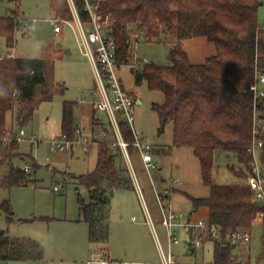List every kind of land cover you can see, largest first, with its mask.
<instances>
[{"label": "trees", "instance_id": "16d2710c", "mask_svg": "<svg viewBox=\"0 0 264 264\" xmlns=\"http://www.w3.org/2000/svg\"><path fill=\"white\" fill-rule=\"evenodd\" d=\"M75 1L81 18L87 21L89 14L84 0ZM262 3L263 0H102L100 11L109 19V32L116 41L121 63L135 62L132 36L136 32L141 33L139 41L167 40L172 44L168 55L170 64L147 62L132 67L136 83L146 82L149 89L164 94V101L152 106L158 113L161 129L173 122L174 144L194 147L203 183L210 188L208 196L188 194L194 207L207 208L209 219L224 232L253 231L259 225L262 230L259 262L264 263V202L255 200L254 191L245 182L253 162L249 152L254 112L251 85L258 71H264V27L259 19ZM50 8L53 19H74L68 0H51ZM25 25L19 19V10L14 15L0 17V35L6 38L8 49L15 47L17 30L31 33L25 30ZM196 37H206L216 45V52L203 63H192L183 45L186 39ZM57 51L50 44L45 55L39 58L12 56L10 52L1 58L0 166L7 165L9 171L0 184L5 187L36 182L33 173L38 164L35 161L29 164L30 171L14 164V158L22 156L18 152L21 138L8 125V115L11 113L22 128L33 119L42 101L65 93L66 85L55 78ZM77 106L76 101H63L60 135L68 140L77 136ZM121 128L124 139L132 143L133 133L123 120ZM128 150L132 161L139 156L133 145ZM123 154L119 144L111 146L100 141L95 170L77 176L88 189L87 197L78 193L79 220L88 223L89 239L93 243H107L109 239L113 191L135 188L130 170L118 162ZM220 160L227 162L236 182L215 180L214 172ZM1 208L10 211L9 200ZM216 251L217 263L228 260L229 245L218 242ZM44 255L41 242L0 230L1 260H37Z\"/></svg>", "mask_w": 264, "mask_h": 264}, {"label": "rangeland", "instance_id": "374dc122", "mask_svg": "<svg viewBox=\"0 0 264 264\" xmlns=\"http://www.w3.org/2000/svg\"><path fill=\"white\" fill-rule=\"evenodd\" d=\"M50 3L51 0H0V17L14 15L15 10H19V19L26 24L25 30H31L27 34L24 30H17L16 44L11 49L7 47L6 38L0 35V61L9 52L17 57L39 58L45 55L46 46L53 44L58 50L55 78L67 87L63 95L42 101L33 119L22 128L11 113L8 115V125L13 130L18 133L20 129L25 131L18 150L22 156L15 157L14 164L24 167L35 161L38 167L33 173L35 183L13 185L10 188L0 184V230H8V234L14 237H27L41 242L45 247V255L37 260L0 259V264H88L89 260L110 257L106 248L90 243L87 236L88 225L79 220L81 214L78 193L87 197L88 189L79 182L77 176L95 170L100 141L113 146L117 142V135L108 112L96 111L94 107V101L101 96L92 64L79 48L76 30L71 25L64 24L63 32L56 33ZM259 19L264 27V0L259 8ZM184 42L192 63H203L216 52V45L206 37L190 38ZM171 47L172 44L167 40L149 42L141 39L134 53L142 61L170 64L168 55ZM132 67V64L121 66L120 76L135 101V127L154 147L159 165L153 171L156 184L158 188L164 189L178 179L171 198L173 205L192 212L196 218L208 219L207 208L196 209L188 197V194L203 197L210 193L209 186L203 183L201 165L194 147H178L174 144L173 122L161 129L158 113L152 106L153 103H162L164 94L149 89L146 82L138 85ZM139 99L141 103L138 102ZM64 100L78 102L75 118L82 131L77 132L76 141L92 138L93 143L87 151L79 143H75L73 149L67 151L52 148L53 139L61 134ZM118 162L122 167H128L133 177L125 154ZM133 164L139 186L134 182V189L117 188L113 191L107 248L111 251V256L117 258L161 262L157 240L145 223L146 209H149L161 241L166 246L159 204L139 156L133 158ZM219 164L214 172L215 180L230 183L234 177L227 162L220 160ZM8 171L7 165L0 166V182ZM56 186L59 188L55 189ZM5 200L10 202V211H3L1 208ZM261 234V227L256 224L252 231L250 264H264L259 262ZM208 245L211 246V252L205 255L206 260L213 259L214 256L212 244H207V247ZM175 251L183 256L182 246ZM198 252L203 255L205 247H200Z\"/></svg>", "mask_w": 264, "mask_h": 264}, {"label": "built area", "instance_id": "2783aa9c", "mask_svg": "<svg viewBox=\"0 0 264 264\" xmlns=\"http://www.w3.org/2000/svg\"><path fill=\"white\" fill-rule=\"evenodd\" d=\"M102 0H84L85 10L89 14V19L84 21L77 9L75 0H68L72 9L73 20L54 19L55 31L63 32V25L69 24L77 34L78 45L82 53L90 60L98 86V93L101 98L94 101L96 110L107 111L113 130L117 135V142L123 150V153L130 162V168L133 172L134 182H139L135 173L134 164L130 156L128 147L133 145L137 148L139 158L143 164L144 170L153 184V189L157 202L161 223L165 228L166 246L162 243L155 221L149 209H146V224L150 232L154 234L161 257V262L132 261L127 259L113 260L111 258H100L89 261L88 264H248L251 258L252 249V231L245 229H235L224 232L221 226L212 222L209 218L193 219L188 212L176 208L171 200L172 188L178 184V179L173 180L171 185L164 189L158 188L153 177V171L158 169V164L154 157V147L145 140L135 127L134 98L125 88L123 79L120 76L121 66L127 63L119 62L117 58V44L114 37L110 34L108 28V17L100 11ZM141 37L140 32L132 36V47L137 46ZM134 48V47H133ZM134 48V49H135ZM148 61H142L135 54V62L129 63L133 66L142 65ZM254 93V112H253V133L252 143L249 152L253 155L252 171L246 179V185L249 186L255 195V200L264 202V164L262 162L264 149V71H258L256 80L251 85ZM125 121L131 129L134 141L127 142L123 137L121 121ZM77 132L81 133L80 129ZM25 135L24 129L19 136ZM75 143H79L87 150L93 143V139L86 137L83 141L76 138L68 140L65 135H59L52 141V148L60 151H67ZM26 171H30V166H24ZM237 179L233 178L232 182ZM59 187L56 186L55 189ZM136 220V217H133ZM218 242L230 246L228 260L217 263L216 244ZM207 244L213 246V259L206 260L203 255H199L198 249L202 246L205 251ZM182 246L183 256L176 253V248ZM215 246V247H214ZM182 257L185 258L182 259Z\"/></svg>", "mask_w": 264, "mask_h": 264}, {"label": "crops", "instance_id": "0c3cea01", "mask_svg": "<svg viewBox=\"0 0 264 264\" xmlns=\"http://www.w3.org/2000/svg\"><path fill=\"white\" fill-rule=\"evenodd\" d=\"M57 33V32H56ZM62 33V32H61ZM61 33H57V34H61ZM187 40V39H186ZM185 44V42H183V45ZM188 52V51H187ZM9 54H11L12 56H14V54L12 53V52H10ZM188 55H189V53H188ZM189 59H190V56H189ZM138 102H142L141 101V99H139L138 100ZM95 107V106H94ZM96 109V108H95ZM94 109V110H95ZM96 111H98V110H96ZM76 122H77V120H76ZM77 124L79 125V123L77 122ZM78 128L80 129V131H82L81 130V128H80V126H78ZM74 146V145H73ZM73 146L71 147L72 149H73ZM90 148V147H89ZM88 148V149H89ZM84 149V148H83ZM87 149V150H88ZM85 150V149H84ZM87 150H85V151H87ZM154 157H155V153H154ZM155 161L157 162V160H156V158H155ZM157 164H158V162H157ZM159 166V165H158ZM154 180H155V178H154ZM162 180L163 181H166V179L165 178H162ZM155 183H156V181H155ZM167 187V186H166ZM165 188V187H164ZM173 196V195H172ZM172 198V197H171ZM208 210V209H207ZM189 213V215L193 218V219H200V218H196L195 216H194V214L192 213V212H188ZM208 213H209V211H208ZM209 218V217H208ZM145 223H146V221H145ZM87 225H88V223H87ZM149 233V232H148ZM87 236H88V239H89V226H88V232H87ZM89 241H90V239H89ZM90 243L91 244H93V245H99V246H103L104 248H106V250L108 251V255L110 256L109 258H111V259H113V260H121L122 258H117V257H115V256H111V251L107 248V244L106 243H93V242H91L90 241ZM215 247V246H214ZM212 248H213V246H212ZM206 249H211V246L209 247V245H208V247L206 246ZM102 253V252H101ZM207 253H209V251H205L204 253H203V256L205 257V255L207 254ZM185 260V259H184ZM89 261H91V260H89ZM88 261V262H89ZM146 262V261H145ZM147 262H151V261H147Z\"/></svg>", "mask_w": 264, "mask_h": 264}, {"label": "water", "instance_id": "95a60500", "mask_svg": "<svg viewBox=\"0 0 264 264\" xmlns=\"http://www.w3.org/2000/svg\"><path fill=\"white\" fill-rule=\"evenodd\" d=\"M2 232L5 231V230H1Z\"/></svg>", "mask_w": 264, "mask_h": 264}]
</instances>
